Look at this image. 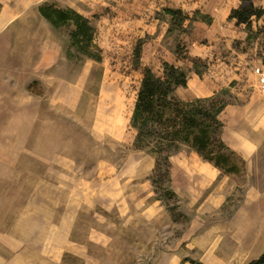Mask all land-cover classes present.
Masks as SVG:
<instances>
[{
    "label": "rangeland",
    "instance_id": "374dc122",
    "mask_svg": "<svg viewBox=\"0 0 264 264\" xmlns=\"http://www.w3.org/2000/svg\"><path fill=\"white\" fill-rule=\"evenodd\" d=\"M104 1L0 0V264L258 259L264 252V146L248 167L231 150L238 171L219 170L206 188L199 172L173 176L172 158L190 159L189 146L141 149L131 118L147 40L124 33L117 19L134 16L117 11L124 3L133 10L134 0ZM44 2L74 10L87 5L88 12L79 13L94 32L90 45L85 39L81 45L98 60L71 44L74 26L54 28L39 14ZM182 20L173 15L168 41L178 58H187ZM261 26L246 28L245 41L234 43L252 54L247 61L261 63H247L240 80L231 78L216 94L226 104L251 95L254 69L264 64Z\"/></svg>",
    "mask_w": 264,
    "mask_h": 264
},
{
    "label": "crops",
    "instance_id": "0c3cea01",
    "mask_svg": "<svg viewBox=\"0 0 264 264\" xmlns=\"http://www.w3.org/2000/svg\"><path fill=\"white\" fill-rule=\"evenodd\" d=\"M251 1L264 9V0ZM142 2L134 0L133 10L125 3L117 5L120 13H134V16L123 15L117 19L124 26V33L146 38L139 63L142 68L149 67L155 74L162 75L163 63L167 62L187 73L186 85L175 90L180 99L191 101L214 96L228 86L231 78L240 80L247 63L253 62L254 66L261 63L260 59L247 61L252 54L238 50L234 45L247 37L246 24L229 18L231 10L237 8L242 0H150L148 6ZM75 9L88 12L87 5L83 3H78ZM168 9L183 16L179 24V39L181 44L187 45V58H178L171 50L172 43L168 40L173 30V14ZM263 19L264 15L251 18L252 28L262 27ZM194 63L198 67L202 65L200 72L193 69ZM254 81L250 86V96L243 101L227 103L218 115L222 123L221 139L246 162L247 167L253 165V159L264 146V94H259L256 77ZM189 150L190 159L172 158L173 176L180 171L183 175L199 172L206 188L221 175L220 171L204 161L196 151Z\"/></svg>",
    "mask_w": 264,
    "mask_h": 264
},
{
    "label": "trees",
    "instance_id": "16d2710c",
    "mask_svg": "<svg viewBox=\"0 0 264 264\" xmlns=\"http://www.w3.org/2000/svg\"><path fill=\"white\" fill-rule=\"evenodd\" d=\"M167 11L173 15H182L171 9ZM38 12L54 28L63 25L74 26L70 34L71 44L80 52L85 51L88 57L99 59L91 52L83 50L81 45L84 39L85 46L90 45L92 41L94 27L89 18L72 8L57 7L51 2L40 4ZM263 14L264 9L255 6L250 0H242L237 8L231 10L229 18H236L237 22L245 23L250 31L251 18H259ZM139 55L137 51L135 60H138ZM193 69L200 72L196 63ZM186 83L187 73L173 64L164 62L162 75L155 74L149 67L143 68L131 118V124L137 130L136 143L142 149L150 147L151 144L180 142L194 149L222 173H235L238 167L231 163V159L237 156L221 139L222 123L218 118L226 102L220 100L218 95L184 101L175 94V90ZM212 145H216L217 149L210 148ZM249 264H264V252Z\"/></svg>",
    "mask_w": 264,
    "mask_h": 264
},
{
    "label": "built area",
    "instance_id": "2783aa9c",
    "mask_svg": "<svg viewBox=\"0 0 264 264\" xmlns=\"http://www.w3.org/2000/svg\"><path fill=\"white\" fill-rule=\"evenodd\" d=\"M254 72L257 75L258 89L264 94V64L255 67Z\"/></svg>",
    "mask_w": 264,
    "mask_h": 264
}]
</instances>
